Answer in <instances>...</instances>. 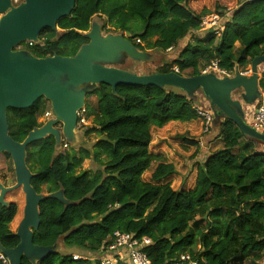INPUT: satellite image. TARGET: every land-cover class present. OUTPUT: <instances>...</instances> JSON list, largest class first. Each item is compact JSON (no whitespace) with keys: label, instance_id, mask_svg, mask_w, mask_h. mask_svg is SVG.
<instances>
[{"label":"trees","instance_id":"obj_1","mask_svg":"<svg viewBox=\"0 0 264 264\" xmlns=\"http://www.w3.org/2000/svg\"><path fill=\"white\" fill-rule=\"evenodd\" d=\"M188 1L76 0L70 15L58 20V32L41 30L38 43L27 51L36 58L73 57L88 42L83 34L93 18L99 17L104 20V32H129L138 50L165 53L198 32L201 18L211 13L191 11ZM224 18L219 37L208 31L195 38L172 64L155 72H173L176 65L179 75L190 69L186 77L197 76L198 65L213 60L227 72L235 67L249 71L252 60L264 55V0H241ZM258 85L264 91V73ZM91 95L97 98L96 106L84 108L93 127L84 134L95 132L99 137L91 151L57 153L52 137L26 148L35 192L61 190L67 201L76 203L65 208L47 199L39 204L35 245L51 247L61 242L66 250L94 256L118 231L150 239L144 252L151 264H171L185 254L200 264H264V152L223 119L216 136L222 148L196 165L191 190L173 191L167 181L176 173L171 165L159 162L150 181L141 178L157 159L148 152L151 129L189 122L195 117V103L173 88L120 85L112 94L109 86L100 84ZM47 108L46 101L38 100L22 116L8 113L11 139L22 142L41 125L37 120ZM84 160H91L96 169L80 170ZM16 211L13 203L0 206V243L5 249L19 242L9 229ZM72 253L56 252L39 264H100L73 260ZM21 264L31 263L22 258Z\"/></svg>","mask_w":264,"mask_h":264},{"label":"water","instance_id":"obj_2","mask_svg":"<svg viewBox=\"0 0 264 264\" xmlns=\"http://www.w3.org/2000/svg\"><path fill=\"white\" fill-rule=\"evenodd\" d=\"M76 0H22L13 6L11 0H0V158L10 157L15 184L4 187L0 183V206L7 207L5 195L20 189L24 195L22 219L15 232L18 244L5 249L0 243V254L7 264H21L22 258L31 264H39L51 254L61 252V242L51 247L33 243V232L40 225L39 204L47 199L60 202L65 208L76 203L64 198L63 192L37 194L30 184L34 174L26 166V148L33 142L53 137L58 150L62 140L76 144L77 113L84 107L85 98L98 85L109 86L115 94L117 86L175 88L193 103L200 92L209 103L212 114L211 128L218 136L220 122H232L246 140L256 147L264 144V134L253 129L245 121L244 107H257L261 100L258 82L264 73V55L254 58L248 75L236 73L220 78L212 73L192 77L178 73L136 74L126 68L127 62L157 64L155 54L140 51L131 43L129 32H101L93 22L83 36L88 40L73 57L54 55L36 58L25 50L14 48L26 41L38 43L41 30L55 33L57 22L70 15ZM233 96H237V99ZM40 99L48 101L51 119L31 130L22 142H15L8 134L7 114L24 112ZM61 124V132L54 126ZM73 254L90 256L91 254Z\"/></svg>","mask_w":264,"mask_h":264},{"label":"rangeland","instance_id":"obj_3","mask_svg":"<svg viewBox=\"0 0 264 264\" xmlns=\"http://www.w3.org/2000/svg\"><path fill=\"white\" fill-rule=\"evenodd\" d=\"M240 1L241 0H189L188 8L195 13H199L203 9H206L213 14L222 13L223 16H229V14L239 6ZM94 19L95 22L98 23L102 28L104 20L98 17H95ZM114 33L116 34L118 32H114ZM205 33L206 32H196L192 37L190 38L186 37V39L181 41L178 46L173 47L171 51H167L165 53L155 52V51H145L147 53L155 54V59L157 60L156 65H152L150 63L127 62L126 66L125 67L122 66V68L123 69L126 68L129 72L140 75L148 74L150 72H155L156 68L164 64H172L173 60L179 55L181 50L185 47L186 43L188 42L193 43L195 38H201ZM103 34H105V32H103ZM208 64L202 67L201 66L202 63H200L198 65L199 71L201 72L202 69ZM248 69H250V67H248ZM174 70H177V73L179 72L178 67L176 65L173 66V71ZM233 71L240 72L241 69L235 67ZM259 71L260 73H262L261 68L259 69ZM180 72H182L181 76L186 77L187 75L190 74V69H184V71H180ZM173 90L176 92L181 91L175 88H173ZM233 97L237 99V96H233ZM96 103H97L96 96L94 95L86 96L85 105H89L90 107H95ZM193 109L195 111V117L192 118L189 122L186 123L174 122L166 125L161 129H154V128L151 129V142L148 146V152L151 155L157 156V159L151 163L149 169L145 171L141 176V178L144 181L146 182L150 181V177L154 169L156 168L157 164L159 162H162L163 164L171 165L174 171L176 172L167 179V181L171 183L170 187L173 191H177L181 187L184 190H191L195 184L196 170L198 164L204 162V160L207 157V154L209 155L211 152L222 148L221 142L219 140L218 141L216 140L215 144H212L211 146H209V144L206 143V140L212 138L213 135L211 133L213 130L211 126H209L207 130H205L204 118L199 115V113L201 112H203L204 114H208V110L210 109L208 101L204 98V96L200 92H198L197 94V101L195 102ZM249 109L250 110L254 109V106L249 107ZM47 110L50 111V106H48ZM244 110L245 113L247 114L246 116H244V119L246 122H249L250 112H247L248 109L246 107H244ZM40 115L42 116L43 113H41ZM91 127H93L92 117L86 120V126L82 130L81 129H78V131L75 130L77 136V142L76 144L73 145L67 143L68 149L66 151H70V150L78 151L79 148L91 151L92 146L99 139L98 135L95 132L89 133L88 135L84 134L85 131L87 129H90ZM62 137L63 136H61V138ZM192 141L195 142L196 144H193ZM257 149L258 151L264 152V144H259ZM95 169H96V165L91 160H84L80 168V170H91V171H94ZM2 170L4 177H7L8 179L12 177V172L6 170V163L3 164ZM10 184L11 181L9 180L8 185ZM42 194H46V193H42ZM5 201L7 202L14 201L17 206L15 217L13 218L12 222L9 224L10 231L15 233L18 224L22 219L24 196L20 190H16L8 194L5 198ZM198 248L199 246H197V249ZM60 251L62 253L73 252V250H66L62 246ZM262 256H263L262 263H264V252ZM90 260L91 261L88 262L93 263L94 260L93 259ZM247 263L248 261H246L245 264Z\"/></svg>","mask_w":264,"mask_h":264},{"label":"built area","instance_id":"obj_4","mask_svg":"<svg viewBox=\"0 0 264 264\" xmlns=\"http://www.w3.org/2000/svg\"><path fill=\"white\" fill-rule=\"evenodd\" d=\"M21 1V0H20ZM18 0H11L12 5L16 6L20 3ZM225 16H220L218 14L210 13L201 18L200 21V29L198 32H213L216 37H219L224 30V24L226 18ZM139 42V40H137ZM35 45V43L31 41L23 42L15 47V50H27L28 47ZM171 48H168L167 51H171ZM173 72L177 73V70ZM227 72L221 69L218 65V61L213 60L207 66H205L200 74L205 75L208 73L215 74L216 76L223 77H231L236 73L248 75L250 70L247 72ZM199 113L200 116L204 118V127L205 130L211 126L212 114L210 109L208 110V114ZM50 114V113H49ZM85 108L83 107L77 113V126L76 131L78 129H83L86 126V118H85ZM248 124L255 129L256 131L264 134V91H261V100L258 102V106L254 108L252 114L250 115V121ZM151 244V240L146 237H137L136 234L133 233H122V232H114L110 243L100 248V250L93 255L90 256H80L77 254H73V260H83V261H99L100 264H151V261L147 257L144 252L145 247ZM0 260L3 264H7V260L0 254ZM93 261V262H94ZM171 264H200L197 259H194L188 254L180 255L177 259L172 260Z\"/></svg>","mask_w":264,"mask_h":264},{"label":"flooded vegetation","instance_id":"obj_5","mask_svg":"<svg viewBox=\"0 0 264 264\" xmlns=\"http://www.w3.org/2000/svg\"><path fill=\"white\" fill-rule=\"evenodd\" d=\"M22 1V0H21ZM20 1V2H21ZM99 18V17H98ZM94 19V18H93ZM93 22H95V19L94 20H92V22L90 23V27H91V24L93 23ZM96 23V22H95ZM98 24V23H97ZM101 27V26H100ZM90 29V28H89ZM101 32L103 33L104 31L102 30V28H101ZM105 34H107L106 32H105ZM25 51H27V50H25ZM41 101H46V100H44V99H40ZM47 103H48V101H46ZM48 106H50L49 105V103H48ZM10 113V112H9ZM50 113V111L49 110H47L41 117H39L38 118V123H40L41 125H43L46 121H48L49 119H51V114H49ZM15 114L16 115H18V116H22L23 114H24V112H15ZM41 121H40V120ZM40 125V126H41ZM39 126V127H40ZM54 128L56 129V130H58V131H60L61 132V128H62V126H61V124H56L55 126H54ZM49 137H51V136H49ZM53 138V137H52ZM68 149V144L66 143V142H64L63 140H62V138H61V144H60V148L58 149V150H56L57 151V153H64V152H66V150ZM4 161V162H3ZM4 163H6V170H9L10 172H12V177L11 178H7V177H4V175H3V164ZM2 164V165H1ZM26 166H27V164H26ZM27 168H28V166H27ZM29 169V168H28ZM30 170V169H29ZM30 172H31V170H30ZM32 173V172H31ZM33 174V173H32ZM9 180L11 181V184L10 185H8V183H9ZM0 183L4 186V187H10V186H13L14 184H15V176H14V171H13V165H12V162H11V159H10V157H9V159L8 158H6V154H2L1 155V158H0ZM17 190H20V189H17ZM21 191V190H20ZM10 193H12V192H10ZM10 193H8V194H10ZM8 194H6L5 195V198H6V196L8 195ZM24 196V195H23ZM5 200V199H4ZM7 202V201H6ZM9 204L10 203H13V204H16L14 201H9L8 202ZM39 211V210H38ZM15 234V233H14Z\"/></svg>","mask_w":264,"mask_h":264},{"label":"crops","instance_id":"obj_6","mask_svg":"<svg viewBox=\"0 0 264 264\" xmlns=\"http://www.w3.org/2000/svg\"><path fill=\"white\" fill-rule=\"evenodd\" d=\"M254 108H255V105H254ZM248 110H247V112H250V115L252 114V112H253V110L254 109H249V107L247 108ZM244 113H245V110H244ZM247 114L245 113V116H246ZM213 136H212V138L211 139H209V140H206V143H208L209 144V146H211L212 144H215V142H216V137H215V132L214 131H212V133H211ZM215 139V140H214ZM245 139V138H244ZM246 140V139H245ZM218 141V140H217ZM258 148V147H257Z\"/></svg>","mask_w":264,"mask_h":264}]
</instances>
